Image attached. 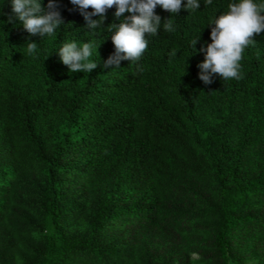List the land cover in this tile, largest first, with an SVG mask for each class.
<instances>
[{"label": "trees", "instance_id": "16d2710c", "mask_svg": "<svg viewBox=\"0 0 264 264\" xmlns=\"http://www.w3.org/2000/svg\"><path fill=\"white\" fill-rule=\"evenodd\" d=\"M52 2L63 23L40 37L0 0V264H264V32L242 78L199 79L212 23L239 0H184L173 32L157 6L142 58L108 68L107 27L131 14L93 30ZM92 41L98 67L70 72L62 46Z\"/></svg>", "mask_w": 264, "mask_h": 264}, {"label": "clouds", "instance_id": "9594fccd", "mask_svg": "<svg viewBox=\"0 0 264 264\" xmlns=\"http://www.w3.org/2000/svg\"><path fill=\"white\" fill-rule=\"evenodd\" d=\"M78 6L87 22L88 29L102 27L109 9L115 7V17L121 18L125 13L131 14L122 19L119 24L107 27L112 31L111 41L115 48L114 55L105 62L104 67L119 66L121 60L138 62L146 50L149 42L147 36H155L161 26V17L155 14L157 6L171 13V18L163 23L168 32L175 31L172 17L181 11L184 0H70ZM207 5L212 0H206ZM12 11L16 19L22 22L23 28L31 35L43 37L52 36L63 23L58 11H49L46 14L42 8L41 0H11ZM56 4L49 0L48 8L55 9ZM200 8L199 0H186L185 10L191 12ZM91 9V12L87 11ZM97 16L99 19L93 20ZM12 17L9 18L11 22ZM211 30V43L207 45L205 59L199 65L201 74L199 79L205 84L213 82V75H219L223 80L240 79L241 64L245 50L254 46V35L264 32V2L256 0H239L230 3L228 11L214 20ZM198 40L193 41V47ZM100 46V45H99ZM95 41L78 45L76 42L65 43L59 56L64 65L72 73H91L98 64L90 59L93 51L98 55ZM27 51L34 53L37 43L26 44ZM197 256V253H192Z\"/></svg>", "mask_w": 264, "mask_h": 264}]
</instances>
